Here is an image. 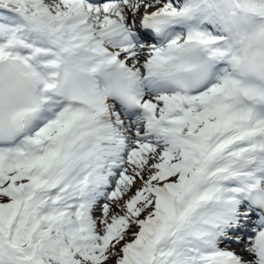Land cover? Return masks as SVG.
<instances>
[{"label":"snow or ice","instance_id":"obj_1","mask_svg":"<svg viewBox=\"0 0 264 264\" xmlns=\"http://www.w3.org/2000/svg\"><path fill=\"white\" fill-rule=\"evenodd\" d=\"M0 264H264V0H0Z\"/></svg>","mask_w":264,"mask_h":264}]
</instances>
